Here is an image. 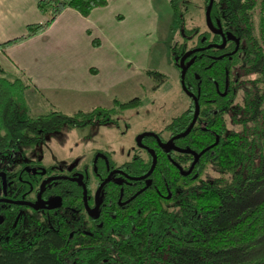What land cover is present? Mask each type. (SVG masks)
I'll use <instances>...</instances> for the list:
<instances>
[{
    "label": "trees",
    "instance_id": "trees-1",
    "mask_svg": "<svg viewBox=\"0 0 264 264\" xmlns=\"http://www.w3.org/2000/svg\"><path fill=\"white\" fill-rule=\"evenodd\" d=\"M205 13L209 0H203ZM109 0H41L38 9L48 18L27 27L23 37L0 44L6 50L46 33L67 9L84 18ZM180 41L169 46L174 67L189 51L222 45L223 37L199 27L187 28L185 15L175 3ZM213 26L228 40L224 49H206L192 57L186 86L199 97L200 115L191 133L174 141L176 147L206 152L193 173L184 177L175 164L188 171L194 157L167 153L152 138L146 144L155 151L157 165L152 186L144 182L105 188L106 207L101 217L85 220L82 191L70 184L65 206L76 215L50 224L27 219L13 228L8 215L0 238V264H264V0H215ZM196 39V45L190 42ZM191 59L187 61L189 63ZM148 78L166 81L157 71ZM31 89L23 76L10 77L0 67V158L26 153L63 131L93 124H109L118 114L136 110L142 100L115 99L112 108L98 107L73 115L51 111L32 116L26 102ZM195 114L189 108L164 129L173 137L184 134ZM239 128L229 130L227 119ZM153 159L137 158L125 165L129 176L146 175ZM220 175L209 181L208 170ZM6 215V216H7ZM22 225V224H21Z\"/></svg>",
    "mask_w": 264,
    "mask_h": 264
},
{
    "label": "rangeland",
    "instance_id": "rangeland-1",
    "mask_svg": "<svg viewBox=\"0 0 264 264\" xmlns=\"http://www.w3.org/2000/svg\"><path fill=\"white\" fill-rule=\"evenodd\" d=\"M174 1L185 15L187 28L199 27L202 31H209L203 0ZM156 3L153 17L156 21L151 29L143 34V24L136 21L135 27L131 28V33L135 31L137 35L136 44L130 47L131 50L124 47L125 45L120 46L121 51L127 53L135 65L132 72H136L130 74V78L124 77L127 81L119 79L123 72H118V75L103 79L106 85H114L103 97H87L73 92L63 96L51 95V98L45 96L39 98L41 102L38 109L32 105L37 103L35 98H26L34 117L51 111L73 115L79 111L90 112L99 106L112 108V102L116 98L123 103L139 98L143 103L136 110L118 114L107 125L93 124L83 129L53 135L35 152V158L44 160L46 166H56L60 171L74 166L82 168L90 163L97 150L109 152L118 163H125L136 154L148 159L147 154L137 147V137L142 133L152 132L162 133L164 139L169 138V134L164 132L165 127L189 108L191 100L182 89L181 70L174 67L170 58V44L181 40L177 17L170 3L164 0H156ZM194 45L196 39L190 42V46ZM141 68L147 70L140 74L137 70ZM147 71L164 74L166 81L160 83L148 78ZM109 96L112 98H106ZM227 125L229 130L239 131L229 118ZM219 177V173L213 168L206 175L209 181ZM92 190L96 191L95 184Z\"/></svg>",
    "mask_w": 264,
    "mask_h": 264
},
{
    "label": "crops",
    "instance_id": "crops-1",
    "mask_svg": "<svg viewBox=\"0 0 264 264\" xmlns=\"http://www.w3.org/2000/svg\"><path fill=\"white\" fill-rule=\"evenodd\" d=\"M40 1L0 0V44L23 37L29 25L48 21L38 9ZM156 8V0H109L107 7L95 9L88 18L67 9L43 35L0 49V67L12 78H25L31 86L26 98L36 99L35 109L45 96L73 92L103 97L114 86L106 85L105 77L123 72L119 79L125 82L136 72L120 46L130 49L136 44L137 35L131 33L136 21L143 24V34L151 29ZM143 70L147 69L137 71Z\"/></svg>",
    "mask_w": 264,
    "mask_h": 264
},
{
    "label": "flooded vegetation",
    "instance_id": "flooded-vegetation-1",
    "mask_svg": "<svg viewBox=\"0 0 264 264\" xmlns=\"http://www.w3.org/2000/svg\"><path fill=\"white\" fill-rule=\"evenodd\" d=\"M192 58L193 57L191 56L189 59ZM189 59H187V61ZM168 134V139H164L162 133L156 135H158L162 143H166L173 138L170 133ZM147 138L152 137H146L143 139L142 144L144 147H139L137 140L136 145L141 151L147 154L148 159H153L150 151L154 150L145 143ZM152 139H154L158 147L162 149L157 139ZM45 143L38 145L36 148H33L26 153L19 152L13 154L10 158H0V228L3 225H6V223L8 224L9 221L7 214H10L12 217L16 214L15 222L13 224L14 229L17 227L22 229L25 225L28 226L26 223L28 218H32V220L36 222H43L44 224L48 222L50 224L52 221L54 222V220L76 215L77 212H72L64 203L65 197L69 196L71 193V190L69 189L70 184L76 185L82 191V200L85 211L82 215L85 220H98L101 217L102 212L106 207L105 199L107 193L105 192V188L108 185L114 184L115 187H118L133 182H144L145 186L142 191L147 190L152 186L151 176L146 180H135L146 176L150 171L146 175L138 178L131 177L126 172L125 165L133 162L137 156L142 157L141 155L136 154L131 160L126 161L125 163H118L109 152L97 150L88 165L82 168L76 166L67 167L65 170L60 171L56 166H46L44 160L35 158L36 149L43 146ZM165 152L172 153L177 151L172 150ZM100 155H102V157ZM81 176L83 177V184L87 189V205L84 200L83 186L78 182L73 181L79 179ZM108 179L109 182L99 192L101 185ZM147 181H151V186L146 189ZM94 184L96 185V191L92 190ZM59 199L61 201H59ZM49 201H51L52 206H56L60 203L62 206L57 209L48 210L44 207H47L46 203ZM97 205H99L98 209L94 212ZM86 206L89 207V211ZM34 207L43 208L37 210ZM90 212H92L93 216L90 215ZM96 214L99 216L95 217L94 215ZM1 231L2 230H0V238L9 234L8 231L2 235Z\"/></svg>",
    "mask_w": 264,
    "mask_h": 264
},
{
    "label": "water",
    "instance_id": "water-1",
    "mask_svg": "<svg viewBox=\"0 0 264 264\" xmlns=\"http://www.w3.org/2000/svg\"><path fill=\"white\" fill-rule=\"evenodd\" d=\"M214 2L215 0H209V5L207 7V10H206V22H207V26H208V29L213 33V34H219V35H222L223 37V44L222 45H210L208 46L207 48H202V49H197V50H191L189 52H187L181 59H180V62H179V66H180V70H181V85H182V89L183 91L186 93V95L188 97H190L194 103H195V114H194V118H193V121L190 125V127L188 128V130L182 134V135H179V136H176V137H173L170 141L166 142V143H162L158 137V135L154 134V133H144L142 135H140L138 138H137V142H138V145L139 147H144L143 144H142V141L143 139H145L146 137H152V138H155L157 139V141L159 142V145L161 146L162 149H164L165 151H177V152H180L182 154H188V155H192L194 157V162L191 166V168L188 170V171H185L182 167H180L179 165L175 164L176 167L179 169L180 173L182 174V176L184 177H188L190 176L192 173H193V170L195 168V166L197 165V163L200 161L201 157L206 153L208 152L209 150H211L213 147L217 146L218 143H219V139H217V142L210 148L202 151L201 153H196L194 151H191V150H181V149H178L175 145H174V141L175 140H178L180 138H185L187 137L191 131L193 130L195 124L197 123L198 121V118H199V115H200V105H199V97H197L195 94L191 93L187 86H186V75H187V70L191 67V65L193 64L194 62V58L191 59V61L189 63L186 64V61L187 59H189L192 55H194L195 53L197 52H201L203 50H206V49H211V48H215V49H224L225 46L227 45V42L228 40L230 41H233L236 43V49H235V52L233 54H235L236 52L239 51V46H240V41L237 40L234 36H232L231 34H227V35H224L219 29L215 28L213 26V23H212V19H211V12H212V9H213V6H214ZM152 157H153V165L151 167V170L150 172L142 177V178H139V179H135V180H146L147 178H149L152 173L154 172L155 168H156V165H157V155L155 154L154 151H150ZM102 157V155H100ZM57 179H61V178H57ZM73 181H76L78 182L80 185L83 186L84 188V200L86 202V205H87V189H86V186L83 184V177L81 176L79 179L77 180H73ZM109 182V179L106 180L100 187L99 189V192L103 189V187ZM151 186V181H147V187L146 189ZM59 201H61L59 199ZM39 204V203H38ZM46 206L47 207H44L48 210H53V209H57V208H60L62 206V204H58L56 206H52L51 205V201L47 202L46 203ZM98 206L96 207L95 211H97L98 209ZM88 211H89V207L86 206ZM35 209L39 210L40 208H43V207H34ZM90 215L93 216L92 212H90ZM95 217H98L99 215L96 214L94 215Z\"/></svg>",
    "mask_w": 264,
    "mask_h": 264
}]
</instances>
